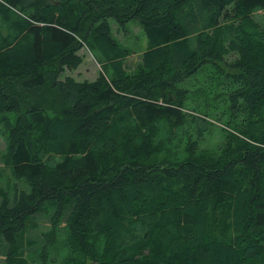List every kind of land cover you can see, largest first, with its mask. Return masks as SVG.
Returning a JSON list of instances; mask_svg holds the SVG:
<instances>
[{
  "label": "trees",
  "instance_id": "1",
  "mask_svg": "<svg viewBox=\"0 0 264 264\" xmlns=\"http://www.w3.org/2000/svg\"><path fill=\"white\" fill-rule=\"evenodd\" d=\"M0 140V264H264V0H0Z\"/></svg>",
  "mask_w": 264,
  "mask_h": 264
},
{
  "label": "rangeland",
  "instance_id": "2",
  "mask_svg": "<svg viewBox=\"0 0 264 264\" xmlns=\"http://www.w3.org/2000/svg\"><path fill=\"white\" fill-rule=\"evenodd\" d=\"M232 9L233 7L226 8L223 13L225 17L231 14L233 11ZM232 16L233 14L230 15V18ZM123 29H125L126 32L123 33V31H119V33H116L115 36L118 38L120 44L134 52L133 54H130L126 57V64L129 68H131L139 61L140 53L146 49L147 40L141 26L136 20H131L128 22L126 27ZM77 54H79L82 59L80 64L75 69L64 70V72L59 75L60 79L71 77L77 81H92L104 71L103 65L96 60L93 52L86 46L81 48ZM32 97L33 96H31V98ZM217 97L218 96L212 98L216 101H213L214 105L208 110V113L210 114H207L208 116H206V120L210 123V125L207 126V130L204 132L205 140L202 142L203 147L211 150H216L217 147L222 148L227 145L228 133L238 135V131L236 132L233 129V124H235V121L230 116L232 114L228 116L224 113L226 110H224L220 101L217 102ZM186 110L189 111L188 109ZM228 121H230L231 124H229ZM3 152L4 144L0 140V156L3 154ZM7 171V165L2 163L0 159V187L2 189L5 184V175L7 174ZM40 230L43 229L41 228Z\"/></svg>",
  "mask_w": 264,
  "mask_h": 264
}]
</instances>
